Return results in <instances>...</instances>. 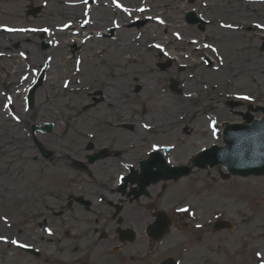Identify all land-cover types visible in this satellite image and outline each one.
Returning a JSON list of instances; mask_svg holds the SVG:
<instances>
[{
	"label": "rangeland",
	"instance_id": "obj_1",
	"mask_svg": "<svg viewBox=\"0 0 264 264\" xmlns=\"http://www.w3.org/2000/svg\"><path fill=\"white\" fill-rule=\"evenodd\" d=\"M67 1L48 0L43 11L31 17L24 14L26 6L29 2L38 5L40 0H0V24L23 29L0 34V237L6 238L0 239V264H89L91 255H99V261H106L100 264H108L112 252L103 251L102 244L107 242L94 231L113 233L115 223L106 225V203L101 204L93 194L89 197L93 208L88 212L74 203L56 215L67 191L89 196L88 182L95 178L108 181L107 174L98 172L104 165L90 166L84 172L71 163L74 159L84 162L88 140L110 144L122 153L137 138L134 144L145 141L147 147L175 142L170 156L177 163H187L202 146L221 143L210 128L240 120L230 112L228 100L264 104L263 32L259 30L264 24V0H118L123 11L119 14L112 6L115 0H98L88 11H80L77 0ZM138 3L152 8L154 15L182 24L181 35L166 26L154 25L152 32L144 31L148 16L137 11ZM191 9L209 20L203 31L185 21ZM138 19L144 23L132 25ZM241 22L246 23L242 29ZM46 27L44 37L50 46L43 48L35 29ZM110 27H114L112 37L96 34H107ZM76 30L82 33L72 35ZM147 34L159 35L162 44L173 38L172 46L167 43L170 55L150 47ZM189 36L197 37L198 43H188ZM122 46L125 54L116 59ZM182 53L186 56L179 60ZM203 55L210 58L211 66L202 61ZM168 61V66L159 67ZM41 69H45L44 81L28 107L27 89ZM171 80L178 82L181 92L169 88ZM98 90L100 94H95ZM44 123L53 124V130L35 131V137L54 152L51 160L33 142L31 127ZM116 126V130L103 131ZM103 162L111 168L109 183L114 182L121 168L114 158ZM222 170L217 166L194 168L190 175L170 183L169 190L175 189L177 194L169 200L185 198L179 205L190 210V227L206 226L215 217L231 221L232 231L206 239L215 251V264H264V175L223 179ZM181 187L187 189L182 194ZM118 197L115 193L110 199ZM187 231L180 223L172 224L153 264L177 257L185 244L193 248V239L201 232ZM137 236L141 242L131 244L134 259L125 264H143L137 259L143 257L146 238L141 227ZM225 238L231 249L243 246L237 251L243 258H223L220 246ZM20 245L32 247L38 254L22 250Z\"/></svg>",
	"mask_w": 264,
	"mask_h": 264
},
{
	"label": "flooded vegetation",
	"instance_id": "obj_2",
	"mask_svg": "<svg viewBox=\"0 0 264 264\" xmlns=\"http://www.w3.org/2000/svg\"><path fill=\"white\" fill-rule=\"evenodd\" d=\"M28 1H31V0H28ZM78 1L80 2L86 1V2L93 3L98 0H78ZM106 130H111V128L104 129L103 131H106ZM136 140L137 139L130 140L126 144V146L128 147H126L127 149H125L123 153L121 150H115L114 148H111L110 144L98 145L95 140L94 141L90 140L88 143L85 144V147L88 150V153L84 154V158L87 159L88 154L97 153L103 148H106V153L108 155L102 160H98V161L87 163V164L86 163L80 164L79 168L80 170H83L84 172H88L90 170V166L97 165L95 167L100 168L101 165H104V169H100L98 170V172L102 175L107 174L108 181L99 182L98 181L99 178H95V181L93 183L88 182L89 186L87 188H90V190L92 191V194H89V196H87L86 193L75 194L72 191L66 192L65 202H67V200L70 198V205L68 208H71L72 205L75 203L81 206L85 211L88 212L90 208L91 209L93 208V202L89 198L93 194L96 195V197L102 201L101 204L106 203V206H108L109 212H107V214H108L109 219H108V222L106 221L107 219H105V221H106V225H108L109 222L115 223L113 233L109 236V234L105 230H100L99 232H97L96 228L94 230L95 233H98V238L101 241L107 242L106 244H102L103 251L109 250L112 252L111 255H108L110 257V259L107 260L108 264L110 263L125 264V263H129L127 261H131L134 259L133 258L134 250L131 248V244L133 242L135 244L136 242H139L141 240L140 237L137 236L140 227H141V231L143 232L146 238L144 242L143 257L140 256L141 258L138 257L137 259L140 262H143V264H148L149 262L153 264L154 262L153 258L156 257L157 253L147 254L146 252L150 242H153L151 239L148 238L146 234V227L152 224L153 222H155L158 216L162 217L161 215H164V214L167 215V219L171 222V226L172 224L180 223L183 219V217H181L183 215L178 209H183L185 204L179 205V202L186 201L185 198H182L181 196L182 199L179 198L176 200L175 199L169 200L171 197L177 194L175 192V189L173 191H171L172 189L169 190L170 183L173 180L159 181L158 183H151L147 187L149 191L148 195L146 194L144 195L143 193L138 192L139 189L135 190L137 193L132 192L131 185H133L134 187L136 186H135V183H130V180H127L125 189L122 192L117 191L116 175L114 178V182L109 183V177L111 175L110 174L111 168H109L104 162L102 164V161L106 159L109 160V159L114 158L115 165L121 168V171H120L121 177L122 175L123 176L127 175L129 172H131V170L135 174H139V172H141V167H139V164L142 160H145L147 159V157H149L150 151L148 150V147L145 144V141L141 140L143 142L142 144H134ZM122 156H126V158L124 157L126 161L122 160ZM53 157L54 156L52 155L50 158H53ZM117 172L113 174H117ZM133 186L132 188H134ZM153 187H156V189L153 190L154 189ZM181 188L182 189L180 190L179 193H181L183 189L187 190L186 188H183V187ZM70 193L74 194L75 196H82L83 199L89 200V203L76 202L73 197H69ZM115 193L118 194L119 197L117 198L116 201H112L110 197L114 196ZM65 202L63 203L64 205H65ZM61 205L59 207H61ZM62 210L63 208H61L59 210V213L56 215L60 216L63 212ZM176 219H180V221H177ZM98 221L99 220L97 218L93 220L95 226H97ZM83 223H85V221H83ZM120 228L121 229L132 228L135 231V236H134L133 241H130L128 239H125L124 241H122L120 239V235L117 233V229L120 230ZM186 228L187 229L189 228L188 223L185 224L184 229ZM169 236H170V230L169 231L167 230L165 235L161 239L155 242L157 244L156 251L159 252L160 250H162L164 242L167 240ZM203 245H204L203 250L210 249L209 245H207L206 242H204ZM203 245H201V247H203ZM200 248L198 247V249H195V247L192 248L191 244H187L185 253L178 254L180 263L181 264H197L196 261L197 259L200 258L199 259L200 264H207L209 262L208 257L212 255V251H203ZM122 252L128 253L127 255L128 257L116 255ZM223 258L225 260L228 259L225 253L223 254ZM104 262L106 261L105 260L102 262L99 261V255L97 256L91 255L90 257H88L89 264H98V263L100 264Z\"/></svg>",
	"mask_w": 264,
	"mask_h": 264
},
{
	"label": "water",
	"instance_id": "obj_3",
	"mask_svg": "<svg viewBox=\"0 0 264 264\" xmlns=\"http://www.w3.org/2000/svg\"><path fill=\"white\" fill-rule=\"evenodd\" d=\"M172 89H175V84L171 85ZM33 89L30 90L28 95V101L30 105L33 100ZM240 102H230V106L239 105ZM248 109H252L251 105H247ZM255 111L261 110L264 112V107H256ZM243 117L246 121H251L252 116L249 112L243 114ZM42 131L50 130L51 125L46 124L45 128L34 127ZM224 146H212L209 149H205L199 154H197L192 162L198 167H204L206 164L209 167L214 165L221 164L223 165L229 173L222 174V177H229L230 175H262L264 174V117L259 120H252L251 124H229L224 128L222 134ZM37 146L43 155L47 156V151H45L38 143L35 141ZM150 162L145 163L144 168L147 172L144 176H150L147 180H152L156 182L158 179L165 177L167 179H177L182 175L189 173V166L181 167H169L165 165L163 161L157 163L159 170L153 173H150ZM135 180V178H134ZM139 185L140 180H136ZM149 182V181H148ZM140 188L143 186L140 185ZM31 250V249H30Z\"/></svg>",
	"mask_w": 264,
	"mask_h": 264
},
{
	"label": "bare ground",
	"instance_id": "obj_4",
	"mask_svg": "<svg viewBox=\"0 0 264 264\" xmlns=\"http://www.w3.org/2000/svg\"><path fill=\"white\" fill-rule=\"evenodd\" d=\"M140 4L141 3L137 4L139 12L148 16V23H146L144 25V28H145V29H143L144 31L146 30V32H150L151 31L150 28L151 27L153 28L154 25L155 26H163V27L166 26V28H168L170 30V32H177L178 35H181L179 30L181 28H184V27H182L183 26L182 24H176V23L173 24L170 20H168L166 17H163L161 14L160 15H154L152 12V10H153L152 8L147 7L145 5L140 6ZM158 10H159V8L157 7L155 9V11H158ZM219 27L220 28L224 27V24L220 23ZM225 27L229 28L227 25H225ZM147 37H148V40H152V42L150 43V47H152L153 49L159 50L160 54L163 56L170 55V52L166 51L168 49L167 43H170V45L172 46L173 45V38H172V41L167 42L166 44L165 43L162 44V40H161V37L159 35H156V36L153 35L152 36L150 34H147ZM74 38L77 39V37H74ZM186 41L190 44H196V43H198L199 39L195 36H189L188 39H186ZM124 49H126V47L122 46V47H120V50L119 49L117 50V52L115 53L116 59L120 58V54H125ZM185 54L186 53H182V55L179 56L178 59L179 60L183 59V57L186 56ZM153 106L161 107L162 105L160 103H156V104H153ZM152 108H155V107H152Z\"/></svg>",
	"mask_w": 264,
	"mask_h": 264
},
{
	"label": "snow or ice",
	"instance_id": "obj_5",
	"mask_svg": "<svg viewBox=\"0 0 264 264\" xmlns=\"http://www.w3.org/2000/svg\"><path fill=\"white\" fill-rule=\"evenodd\" d=\"M119 6V5H118ZM10 31H13L14 29H9ZM159 47V46H158ZM245 99H247V97H245ZM147 127V125H146ZM179 211H187V209H178ZM0 239H6L5 237H0ZM13 243H16L15 241H13ZM257 255L259 256L260 253H257Z\"/></svg>",
	"mask_w": 264,
	"mask_h": 264
}]
</instances>
